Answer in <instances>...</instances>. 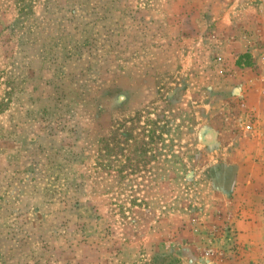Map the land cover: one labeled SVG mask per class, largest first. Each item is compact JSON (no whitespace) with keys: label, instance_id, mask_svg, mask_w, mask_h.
Masks as SVG:
<instances>
[{"label":"rangeland","instance_id":"374dc122","mask_svg":"<svg viewBox=\"0 0 264 264\" xmlns=\"http://www.w3.org/2000/svg\"><path fill=\"white\" fill-rule=\"evenodd\" d=\"M0 264H264V0H0Z\"/></svg>","mask_w":264,"mask_h":264}]
</instances>
